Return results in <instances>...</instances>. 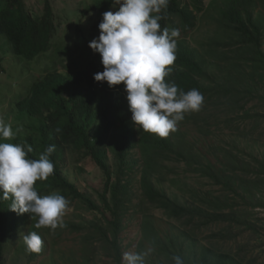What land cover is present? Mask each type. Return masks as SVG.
<instances>
[{
  "label": "trees",
  "instance_id": "16d2710c",
  "mask_svg": "<svg viewBox=\"0 0 264 264\" xmlns=\"http://www.w3.org/2000/svg\"><path fill=\"white\" fill-rule=\"evenodd\" d=\"M190 1L194 11L200 13L201 2ZM224 1V6L218 8L215 3H212L211 7L218 9L221 19L229 20L234 25L233 31L236 38L230 50L233 56L229 58L218 54L215 50L201 54L194 52L183 42L177 41L176 60L173 65L168 66L171 71L165 80L174 82L185 92L193 88L199 90L209 103L214 100V97L223 96L228 110L234 108L235 100H238L237 104L242 110L244 106L242 101L249 94L248 81L251 82L255 75L258 76L262 68L264 69V53L260 50V31L264 28V16L259 14L252 18V11L255 9L254 0ZM113 4V0H96L90 6L91 8L89 7L100 18V21L96 22L92 28L96 33H99L98 24L102 20V13L109 11ZM207 14L212 15L210 12ZM162 15L165 18L159 21L161 29L175 27L185 31L195 25V16L189 11L188 3L183 4L182 0H169L168 7ZM52 17L49 3L45 4L41 16L33 17L25 11L22 0H0V69L6 57L32 62L47 53L55 31ZM173 17L179 18V24L174 23ZM257 21L260 22L257 23ZM100 60L99 53H95L93 58L86 62L79 59L75 62L76 68H69L67 72H60L52 66L43 76L34 79L26 94L17 98L11 105L12 121L14 120L11 127L15 136L0 142L30 145L33 151L27 153V157L33 160H38L48 143L55 139L69 143L73 147L72 151L78 154L83 151L88 153L93 165L104 176L103 186L110 194L112 221L107 220V223L111 228L100 226L97 233L102 240H105V248L104 246L103 248L112 255L116 264H120L122 260L117 241L118 207L119 205L123 207L122 203L128 198V186L135 168L139 167L140 190L145 208L152 206L163 211L169 219L182 221L183 225L191 224L192 227L189 230L177 229L176 234L166 231L162 235L153 224L151 215L145 214L142 225L143 237L137 245V253L149 246V264H173L171 257L174 255L182 257L184 264H237L230 254L220 252L214 246L204 245L198 233L201 226L238 223L236 213L233 211V203H229V198L225 197L223 201H220L211 193H207L204 196H198L195 205L181 204L159 187L162 186L163 181L177 185V181L169 179V173H172V170L166 166L168 161H172L177 164L183 163L192 173L199 172L201 177H208L216 185H222L224 190L227 189L241 198L235 190L239 180L236 156L221 150L223 152L219 162L221 167L218 170L213 164L203 165L199 162L203 157L198 149L194 152L193 148L188 149L184 146L185 149L179 152L169 139L155 138L156 136L150 132L143 135L137 143L129 142L134 138V134L129 128L131 112L127 100L121 96L124 86L120 84L109 88L105 82L94 81L93 75L103 71ZM217 71L226 73V79L223 78L222 85L215 81L217 79L214 74ZM260 79L262 80V77ZM66 94L70 97H65ZM90 97L100 98L107 110L106 113L108 112V118L115 111L114 125L119 126L121 141L124 144H120L116 138V142L110 139V122L106 121L102 128L92 124L86 104V100ZM246 116L245 112L243 117ZM7 121H11V118ZM19 125H22V128L15 127ZM136 148L141 153L138 154L139 160L134 159V155L131 154V151ZM109 152L113 154L116 163L113 172L105 163ZM57 155L53 152L50 156L54 164V173L46 180H37L34 184L38 195L64 194L67 200L83 203L89 210H96L98 207L93 201H90L85 194H80L75 186L67 182L60 170ZM123 179L125 184L122 182ZM10 204L11 200L0 199V237L2 225L8 227V234L17 225L28 226L32 232L37 233L39 228L34 226L37 218L27 213L17 215L9 209ZM5 217H8V223L3 221ZM26 219L31 221L30 224ZM65 225L74 230L75 226ZM77 228L81 229V227ZM106 229H109L111 234H108ZM219 235L220 232L213 233L211 238H225ZM84 239L88 242V237ZM3 242L4 239L0 238V258L4 251ZM92 247L82 252L81 261L78 264H95L93 259L96 251ZM16 251L22 253L24 247L19 245ZM38 256V253H29V260ZM61 261L63 262L62 259Z\"/></svg>",
  "mask_w": 264,
  "mask_h": 264
},
{
  "label": "rangeland",
  "instance_id": "374dc122",
  "mask_svg": "<svg viewBox=\"0 0 264 264\" xmlns=\"http://www.w3.org/2000/svg\"><path fill=\"white\" fill-rule=\"evenodd\" d=\"M95 1L22 0L25 11L33 17L41 16L45 4L49 3L55 31L45 55L32 62H24L11 57L3 60L0 69V118L5 123L11 125L14 122L11 105L17 98L26 94L34 79L43 76L52 66L59 71H66L68 68H76L75 62L79 59L86 62L93 58L94 52L88 44L99 35L92 30L98 21L96 12L90 9ZM198 1L202 4L200 13L194 11L190 0H182L183 4L188 3L189 11L195 16V25L185 31L177 28L180 30L177 41L183 42L194 52L204 54L215 50L218 54L232 57L230 50L236 38L233 31L234 25L229 20L221 19L218 9L211 7L212 3H215L218 8L224 6L225 1ZM254 7L252 18L259 14L264 16V0H254ZM118 8L119 4H113L109 11L114 12ZM208 12L212 15L207 14ZM172 20L175 24L180 22L177 17H173ZM260 34V50L264 53V28L261 29ZM214 39L217 45L214 44ZM217 72L214 74L217 79L215 81L222 85L223 78L226 79V73ZM247 90L249 94L242 101L244 102L242 110L237 104L238 100L234 99L236 101L234 108L228 110L223 96L214 97L212 103L207 102L206 97H203L200 110L185 113L184 119L177 124V131L170 132L174 148L179 152L185 149L184 146L188 149L193 148L194 152L198 149L203 157L199 162L203 165L210 163L219 170L221 167L219 162L223 153L221 150L231 152L233 156H236L239 165L237 170L239 180H237L235 190L241 198L227 189L224 190L222 185H216L208 177H201L199 172L192 173L183 163L177 164L172 161L166 163L172 173L167 172L169 179L177 181V185L163 181L162 186L159 187L181 204L195 205L198 196H204L207 193H211L220 201H223L225 197L229 198V203H233V211L236 213L238 223L228 222L201 226L198 230L199 238L205 243L204 245L214 246L220 252L233 256L237 264H264L263 68L258 76L255 75L251 82L248 81ZM245 112L247 116L243 117ZM8 118H11V121H7ZM15 127L22 128V125ZM134 159L139 160L140 156L134 154ZM59 161L62 163L64 170L62 174L67 182L90 198L98 208L92 211L83 203L68 200L69 206L63 222L75 226L74 230L66 225L62 228L58 226L55 230L44 227L43 232L48 233V236L41 238L43 244L47 246L44 256L47 258L55 254L65 264H78L81 261L82 252L85 249L90 250L93 246V250L96 251L93 259L95 264H116L112 255L104 249L105 240H102L97 233L100 226L111 228L107 220L112 221L110 216L112 202L109 192L103 186L104 176L96 166L90 163L86 152L80 155L66 154ZM105 163L113 172L116 163L111 152L106 155ZM140 175V167L135 168V173L128 186L129 196L122 203L123 207L121 205L118 207L117 241L121 256L126 252L137 253V245L143 237L142 225L145 214L151 215L153 224L162 235L166 231L176 234L177 229L189 230L192 227L191 224L183 225L182 221L169 219L163 211L152 206L145 208L140 190ZM122 182L125 184L124 179ZM105 231L111 234L109 229ZM218 232L225 238H211V234ZM85 237H88V242L85 241ZM12 244L20 243L4 244L0 264H40L43 259L40 257L35 262H27V253L14 258V249H8ZM149 251V246L140 251L147 253L144 264L150 262ZM45 262L48 260L46 259ZM120 264H123L122 260Z\"/></svg>",
  "mask_w": 264,
  "mask_h": 264
},
{
  "label": "clouds",
  "instance_id": "9594fccd",
  "mask_svg": "<svg viewBox=\"0 0 264 264\" xmlns=\"http://www.w3.org/2000/svg\"><path fill=\"white\" fill-rule=\"evenodd\" d=\"M113 2L119 4L118 10L102 13V20L98 24L99 35L88 44L94 55L99 53L103 66V71L95 73L93 79L107 83L109 88L123 84L121 96L127 100L131 112L129 128L134 134L129 142L137 143L143 135L150 132L155 138L169 139L173 143L170 132L177 131V124L184 119L185 113L199 111L204 98L195 88L185 92L174 82L165 80L171 71L168 66L173 65L176 60L177 40L180 36L179 29H161L159 23L165 18L162 13L166 11L169 0ZM97 18L99 22V15ZM68 69L60 72H67ZM65 97L70 96L66 94ZM86 104L92 124L102 128L106 121L110 122V139L115 141L116 138L120 144H124L119 126L114 125L115 111L108 118V112L106 113L99 97L88 98ZM14 136L11 125L0 118V141L10 140ZM72 148L69 143L55 139L48 143L38 160H33L27 157V153L33 151L30 145L0 142V199L11 200L9 209L17 215L27 213L35 216L37 220L34 226L39 228L36 233L28 226L17 225L8 234V227L2 225L0 238L4 239L3 244L20 243L8 248L14 249V258L27 253V262H35L42 257L40 264H64L58 255L51 254L47 258L44 256L47 246L41 238L48 236L47 232H43L44 227L51 230L58 226L65 227L63 217L68 210L69 201L62 193L63 196L58 193L40 196L34 184L37 180H46L54 173V164L50 160L53 152L58 154V160L66 154L82 153L78 154ZM131 154L141 153L136 148ZM89 161L94 164L90 158ZM59 165L64 172L60 161ZM77 191L82 194L78 189ZM3 221L8 223V217ZM26 221L28 224L31 222L29 219ZM19 245L24 247L22 253L16 251ZM29 253H38L39 256L29 260ZM146 255V252H126L122 261L123 264H144ZM46 259L48 262H45ZM171 260L173 264H184L179 255L172 256Z\"/></svg>",
  "mask_w": 264,
  "mask_h": 264
}]
</instances>
